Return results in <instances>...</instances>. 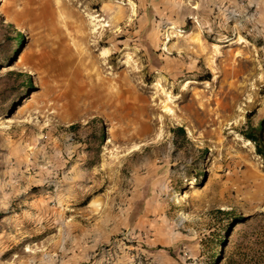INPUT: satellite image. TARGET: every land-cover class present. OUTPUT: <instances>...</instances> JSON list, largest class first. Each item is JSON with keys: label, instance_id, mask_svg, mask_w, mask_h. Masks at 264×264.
<instances>
[{"label": "rangeland", "instance_id": "rangeland-1", "mask_svg": "<svg viewBox=\"0 0 264 264\" xmlns=\"http://www.w3.org/2000/svg\"><path fill=\"white\" fill-rule=\"evenodd\" d=\"M0 15V264H264V0Z\"/></svg>", "mask_w": 264, "mask_h": 264}, {"label": "trees", "instance_id": "trees-1", "mask_svg": "<svg viewBox=\"0 0 264 264\" xmlns=\"http://www.w3.org/2000/svg\"><path fill=\"white\" fill-rule=\"evenodd\" d=\"M0 24L3 25L7 31L15 29L14 24L8 22L5 17L1 15ZM23 39V35H17L16 40L19 41L20 44H22ZM244 134L255 144L257 153L264 157V118L260 120L257 127L250 126Z\"/></svg>", "mask_w": 264, "mask_h": 264}, {"label": "bare ground", "instance_id": "bare-ground-1", "mask_svg": "<svg viewBox=\"0 0 264 264\" xmlns=\"http://www.w3.org/2000/svg\"><path fill=\"white\" fill-rule=\"evenodd\" d=\"M249 141V140H248Z\"/></svg>", "mask_w": 264, "mask_h": 264}]
</instances>
